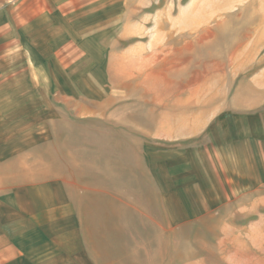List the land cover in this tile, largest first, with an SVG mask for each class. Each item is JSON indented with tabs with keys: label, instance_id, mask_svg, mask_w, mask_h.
Instances as JSON below:
<instances>
[{
	"label": "rangeland",
	"instance_id": "obj_1",
	"mask_svg": "<svg viewBox=\"0 0 264 264\" xmlns=\"http://www.w3.org/2000/svg\"><path fill=\"white\" fill-rule=\"evenodd\" d=\"M100 12L75 60L0 52L5 231L36 264H264V0Z\"/></svg>",
	"mask_w": 264,
	"mask_h": 264
},
{
	"label": "crops",
	"instance_id": "obj_2",
	"mask_svg": "<svg viewBox=\"0 0 264 264\" xmlns=\"http://www.w3.org/2000/svg\"><path fill=\"white\" fill-rule=\"evenodd\" d=\"M16 1L19 2L13 3L12 8L9 6L12 12L7 11L6 16L3 12L0 13V52L5 48L16 50L20 45H15V42L19 40V34L22 32L27 34L28 40L32 42H36V39L42 36L44 50L54 51L49 58H44V55L40 53L32 55L35 58L39 57L33 60H52L53 56L55 60H75L77 57L75 51L82 47L81 35L99 31V19L102 17L101 5L108 0ZM114 7L111 6L112 11ZM90 39L96 38L93 36L86 40ZM63 50H72V54L69 51L68 57L63 58ZM0 206L3 207L2 200H0ZM19 241V234L14 236L5 231L3 218L0 216V264L37 263L35 258L32 257V259L23 254Z\"/></svg>",
	"mask_w": 264,
	"mask_h": 264
}]
</instances>
